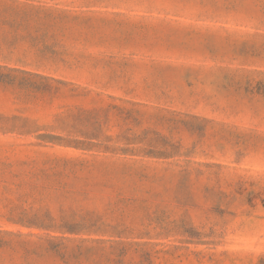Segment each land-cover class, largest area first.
Returning <instances> with one entry per match:
<instances>
[{
  "label": "rangeland",
  "instance_id": "obj_1",
  "mask_svg": "<svg viewBox=\"0 0 264 264\" xmlns=\"http://www.w3.org/2000/svg\"><path fill=\"white\" fill-rule=\"evenodd\" d=\"M0 264H264V0H0Z\"/></svg>",
  "mask_w": 264,
  "mask_h": 264
},
{
  "label": "trees",
  "instance_id": "obj_2",
  "mask_svg": "<svg viewBox=\"0 0 264 264\" xmlns=\"http://www.w3.org/2000/svg\"><path fill=\"white\" fill-rule=\"evenodd\" d=\"M59 231L63 234L61 237H55V240H59V242L64 241H71L73 239L65 236V235H79L86 233L85 225L82 222L76 221L74 219L65 220L61 224H59L58 228ZM64 247L63 243L54 244L52 250H54L57 254H61V249Z\"/></svg>",
  "mask_w": 264,
  "mask_h": 264
}]
</instances>
